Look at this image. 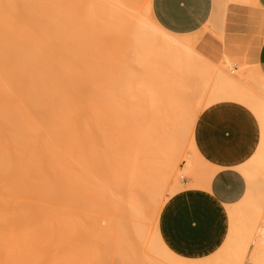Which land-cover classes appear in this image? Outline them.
Segmentation results:
<instances>
[{
    "label": "bare ground",
    "instance_id": "1",
    "mask_svg": "<svg viewBox=\"0 0 264 264\" xmlns=\"http://www.w3.org/2000/svg\"><path fill=\"white\" fill-rule=\"evenodd\" d=\"M125 1L112 0V2H108L109 5L112 3V16H114V19L118 20L120 24V21L124 20L130 24L128 28L130 26V29L132 28V39H128L130 44L125 43L127 50L128 47L133 48L130 51L131 55L119 54V56L114 52V48L120 46L123 40H118L119 37H117L118 39L113 38V31V37H111L106 28L108 22L104 21V0L102 1L103 3L100 0H0V264H70L76 257H85L86 259L87 255L90 256L92 254L97 257L102 253L98 249L95 250L98 255H95L93 251L97 247L92 251L89 245L85 247V244L83 245L81 241L77 242L78 244H75L76 241L71 242L74 233H77V237L80 236L81 239L84 237L81 236L83 235L82 231H80V235L78 234L82 223L86 219L83 218L84 220L79 224L78 221H75L77 218L74 219L72 217L75 216L74 210L77 206L75 203L81 200L80 197H82V200L86 199L83 200V204L80 201V204H78L79 208L83 209V206L80 207L81 205L94 203L92 199L90 200L91 194L88 193L92 192L94 196L96 193L91 190L92 187L89 189L90 184H88L87 188L90 191L86 189V192H88L86 195L84 194L82 185L86 182L82 181L84 184L81 185L80 175L82 176V174L87 173L86 170L96 166L94 165L96 162L90 163L89 161L98 160L97 164L101 165L100 154L97 155L91 152L92 154L89 156L92 157L94 155L95 157H92L93 160L88 157L90 159L87 161L92 165L88 169L81 170L80 164L82 165L83 163L77 161V165H75L74 156L78 157V147L80 145L83 147L80 148V151L85 150L88 147L85 146L89 145V143L90 149H92L90 142L92 140L88 139L90 138V135H88L90 132L88 131L98 132L100 131L99 129L103 130L106 127V114L112 112V108L118 101L120 103H130V105L133 102L135 103L133 98L128 96L129 91L133 90L131 86L134 84L132 83L129 86L132 77H130L131 79L128 78L129 81L124 79L122 75L123 71L126 73L124 65H128L129 69L128 67L127 69L131 70L132 62L140 60L139 62L142 63L143 58L147 55L149 45L154 43V41H151V36L143 31V27L141 28L142 31L139 29L141 25L140 16L135 12V7H131V0L127 1L130 4L125 3ZM137 1L139 2V0ZM109 7L112 13V7ZM128 7L132 8V10L128 9ZM108 17L111 18L109 13ZM103 21L106 26H104ZM112 23L115 24L114 22ZM119 27L121 26L119 25ZM123 34L125 33L123 32ZM152 46L155 45L153 44ZM105 50L112 52L113 55L108 56V53L105 52L107 53L105 54L107 59H103L102 54ZM165 54L163 53V55ZM122 56L130 57H126V59ZM180 56L185 57L184 54ZM187 57L189 58L190 56ZM199 57V60L203 59ZM120 59L123 60L121 61ZM130 60L133 61L131 62ZM156 60L159 59L157 58ZM123 61L125 64L122 65ZM128 62H130V65ZM122 66H124V70ZM258 74L264 80L260 69ZM220 76V85L211 93L210 102L205 107L206 111L218 105L229 104L216 103L217 100L245 97V92L240 91L235 86L232 76L227 73H221ZM142 83L141 86L143 87ZM81 85L85 86L88 91L86 96L83 95L84 97L77 92L78 87L80 88ZM165 85H160L162 86L160 90H153L156 94L154 96L149 84H146L144 88L149 87V89L147 88L148 90L145 89L144 91L141 87L143 91L140 94L145 96L141 95L140 100H138L140 103L144 102L145 104H142L145 107L146 102H157L160 97L166 98V95L171 90L162 91L165 89H162ZM95 86L107 90L106 97L102 96V93L96 90ZM138 87L140 88V86ZM139 91L141 92V90ZM136 92L138 93V90ZM165 98L163 100H167ZM146 106L148 107L149 104L147 103ZM239 107L245 109L253 117L257 127V137L251 151L233 165L244 174L246 180L254 181L259 176L264 177V105H253L248 108L255 115L245 106ZM115 108L117 110L116 106ZM160 108H162L161 105L158 107L159 111ZM159 113L161 114V112ZM159 113L157 112L158 115H160ZM164 115L165 117L169 116ZM161 120H164V118ZM162 123H160V127ZM163 124L165 128L168 127L165 122ZM87 128H90V130ZM85 129H87L88 133ZM79 130H83L84 135L89 137L84 138L81 131L80 136H82L84 143L80 142V145L78 144L79 146H77V142L82 139L80 140L78 132L76 135L73 133ZM71 134L75 136L73 137ZM91 135H93V139L94 137L97 139V135L94 136V133ZM102 139L99 138V140L94 142H99ZM72 149L74 150L73 152ZM90 149L88 147L87 151L90 152ZM85 151L81 153L84 154L83 158L88 154ZM83 158L82 156L78 157L79 160L82 159L80 160L81 162H84ZM72 162H74L76 167H79L75 168L74 165L72 166ZM234 166L232 167L236 168ZM72 168L77 170L80 168L82 174L76 173L78 174V177L75 175L76 178L74 176L75 171ZM98 171L100 172V169ZM89 173L90 171L85 175H91ZM86 178L91 177L88 176ZM179 186L178 188H182ZM96 195L99 196L98 194ZM26 196L32 199L41 198L46 203L43 204L38 201L35 203L33 201L34 205L32 200L28 199L32 204L23 205L20 200ZM258 197L260 200L257 199ZM262 197L257 195L256 199L254 198L255 200H253L252 197L246 196L232 206L225 204L229 233L224 246L226 247L225 252L229 256L220 257L221 254L219 253V257L214 259L210 257L209 263L222 264V262H226V264H233L234 261L240 258V253L248 248L244 245H248L251 259L254 257L253 259L258 261H256L257 263L262 262L264 264V240L262 239L264 199ZM57 200L63 206L60 204L61 207L56 206L58 205L55 204L58 202ZM96 204L94 203L93 205ZM70 205L75 206L74 210L71 208L73 213L71 210L69 212ZM82 217L84 216L82 215ZM82 217H79L78 220ZM92 221L96 223V219ZM84 224L82 227H84ZM85 229L86 225L83 230ZM96 231L98 230L96 229ZM74 240H78V238ZM84 241L82 240V242ZM159 242L167 255L166 258L174 264H188L191 260L196 262H193L194 264H204L201 262L202 260L196 261L194 257H187V255L191 254L177 250L170 242L163 241V237L159 238ZM81 245L84 247H81ZM113 248L114 245L111 249L113 250ZM100 257H102V254ZM258 258L263 259L259 261ZM78 260V262L76 260L74 262L83 263V260ZM95 260L97 261V259ZM88 261L91 260L89 259ZM127 261L129 262V260ZM192 261L191 264H193ZM251 261L256 263L254 260ZM100 262L99 264L102 263ZM236 264L239 263L237 262Z\"/></svg>",
    "mask_w": 264,
    "mask_h": 264
},
{
    "label": "rangeland",
    "instance_id": "2",
    "mask_svg": "<svg viewBox=\"0 0 264 264\" xmlns=\"http://www.w3.org/2000/svg\"><path fill=\"white\" fill-rule=\"evenodd\" d=\"M100 1L102 2L103 0ZM104 1H105L104 3L102 2L105 13L104 21L106 23L108 22L107 24L108 26H106L104 21L103 24L104 26H106L111 37H113L114 34L113 38L118 39L117 37H119L118 40L124 41V43L123 41L122 42L120 41L121 45L118 46L117 48H114V52L116 53V55L119 54L131 55L130 51L133 48L128 47L127 50V45H126L127 43L130 44L128 39L129 38L132 39L131 37L132 28L130 29L131 26L128 28L130 24H128L124 20L120 21L123 26L119 23L118 20L116 21V19H114V16H112L113 15L112 3L111 5H109L108 3V2H112V0L109 1L104 0ZM127 1L129 0H126L125 3L130 4V2ZM136 1L133 2L131 0V7H135L134 8V10H136L135 12L140 16L139 19L141 21L142 26L140 25V27L139 26L138 27L139 29L143 27L144 28L143 31L146 32L149 36H151V41H154V43L151 42L152 44L149 45V49H147L148 50L147 55L143 58L145 61L143 60L141 63L139 62L140 60L134 62H132L133 60L132 61L130 60L132 62L130 66L131 70H128L129 66L126 65L124 61L122 62V65L125 64L124 66L126 70V73L124 71L122 72L124 79H128V78L131 79L130 77H132L131 82H129L130 83L129 86H131L133 83L134 85L131 86V89L133 88V90L129 91L128 96L133 98V101H135V103L133 102L131 104L132 105L131 107L130 103L129 104L124 102L120 103L118 101L119 104L117 102V104L114 105V108H112V112H110L111 114L110 113L106 114L105 116L106 127H104L103 130L99 129L102 132L98 131V129H96L98 132H94V131L92 132V130L88 131L90 132V134H88L90 135V138H88L89 140H92L94 142L95 140H99V138L101 139L103 138L102 139L103 141L102 140H100L99 142L96 141V143L90 141L92 149H90L89 146L90 143L89 145L87 144L85 146V147L88 146L90 149L89 150L90 152H88L87 151L88 147L85 148V150L88 152V154L84 157L86 160L83 158L84 154H81L85 150L80 151V148L82 147L80 145V142L84 143L83 138H81L82 136H80L81 135L80 132L82 131V135H84L85 133L83 132V130H79L76 131V133H73L76 135L78 132L79 134L78 136H80V140L82 139L81 141H78L77 144L74 143L75 141L73 143L76 144L77 146L80 145L78 147L80 153L78 151L77 156L78 157L82 156L84 160V162H81L80 160L82 159L79 160L78 157L74 156L75 165H77L76 164L77 161L79 163H83L84 166L83 164L82 165L80 164L81 170H83V169H88L89 166L92 165V164L90 165L91 162L92 163L96 162V164H94L96 166L93 167L94 169L89 168L88 170H86L87 173L90 171L89 174H91L87 176L85 175L87 173L82 174L80 172V168H78L79 170L75 169L79 166L76 167L74 165V162H72V166L74 165L75 167L72 168L75 171L74 176L76 175L78 177V174H82V176L83 175L85 176L82 177L80 175V178L82 179V180L80 179L81 185L84 184L85 182L87 183L82 185L84 194L86 195L88 192V191L86 192V189L89 190L92 187L91 190H94L96 192L95 196L94 193L92 195V192L88 194H91L90 200L92 199L93 202L97 204L96 205H93L94 203L93 204L90 203L89 205L84 204L80 206V207L83 206V209L79 208L78 205L80 204L79 201L82 202L81 204H83L84 202L83 200H86V199L82 200V197H80L81 200H79L78 203L74 202L78 207L72 206L75 204L71 203L72 205H70L69 212L71 208L73 210L74 207L76 208L74 210L75 216H72L74 219L77 218L75 219V221H78V223L81 224L82 221L86 218L82 223L78 234L80 235V231H82L83 235L81 236L84 237H82L81 239L80 236L77 237V233H74L72 235L73 239L71 238L72 239L71 242L76 241L75 244H78L81 241L83 245L85 244L84 245L85 247L89 245L92 251L94 248L97 247V249H94L93 251L95 255L97 254L95 253V250L99 249L98 251L102 252L101 253L102 257H100L101 254H99V256L97 257L93 256L92 254L90 256L87 255L86 259L85 257L84 258L76 257V259L73 258L74 256L72 257L76 261L78 259H80V261L83 260L82 264H87L88 262L89 264H95V263L99 264L100 261L102 262V263L100 262L101 264H174L166 258L167 255L165 254L163 246L159 242V238L163 237V241L169 243L163 228V216L166 208L175 198L192 191H207V182L205 181H208L210 175L212 176V174H214V173H209L208 167L204 163V159H202L201 154L204 155L205 153L200 147L197 136V130L199 123H201L203 117L205 116V112H206L205 107L210 102L211 93L214 90H216L220 85V81H221L220 74L227 73L230 76H232L235 81V86L240 91L245 92L244 95L245 97L237 98V99L232 98L225 100H217L216 103L237 104L239 106H245L247 109L253 105L255 106L264 105V80L258 74L259 68L257 66V62L255 58L236 59L230 57L227 54L219 55L211 47V45L207 43V41H205L204 33L209 31V29L208 30L206 29L205 32L201 31L196 34H188V35L171 34L165 31L163 28H161L154 19L151 10L152 0H139V2ZM248 1L264 9V0H248ZM132 4H134L135 6L134 5L132 6ZM109 6L112 7V13L110 11ZM129 8L130 7H128V9ZM130 10H132V8H130ZM108 13L111 18L108 17ZM112 22H114L115 24H113ZM109 23L112 27L109 25ZM119 25L121 27H119ZM113 26H116L118 29L116 27L113 28ZM123 32L125 34H123ZM153 44L156 47L152 46ZM161 45L165 48H163ZM186 48L189 50H187ZM187 51L189 52L187 53ZM105 52L108 53V56L113 55L112 52L105 50L104 53L102 54V56L104 57L103 59H107V55L105 56V54L107 53ZM161 52H163L164 54L166 53L165 54L166 56L163 55V53ZM157 53L159 54L157 55ZM182 54H184V56L185 54H187L186 56H190L192 57V59H190V57L186 58V56L185 57L180 56ZM178 56L180 57L178 58ZM199 56L203 58L202 59L203 61L198 59ZM122 57L126 58L130 56H122ZM157 58L159 60H156ZM164 58H166L165 61H163ZM121 61L119 62L121 63ZM128 64L130 65V62H128ZM124 66H122L123 70H124ZM141 83L143 87L141 86ZM146 84L147 85L149 84V87L152 90V92L153 90L155 91H157L158 89L160 90V87H162L160 85H165L169 87L167 88L164 86L162 88V89L164 88L166 89V90L165 89L162 90L165 92L171 90L168 92L169 95L166 93L168 95V96L166 95L167 100H163L165 97L164 98L160 97V99H162L161 101L160 99H158L157 102L156 101L150 103L146 102V105L147 103L149 104L148 106L149 108L146 105L144 107L143 104L145 103L144 102L140 103L139 100L141 95L145 96L143 94H140L142 93L143 89L144 91L145 89L146 90L149 89V87H147L148 89L144 88ZM138 86H140V88ZM95 87L94 88L96 90L102 93V96L106 97V94L108 93L107 90L105 89L103 90V88L98 86ZM137 90L138 93L136 92ZM139 90H141V92ZM77 92H79V94H81V96L84 97L87 95L88 91L87 88H85V86L81 85L80 88L78 87ZM170 92L172 93L174 92V93L172 94ZM152 94L156 96L154 92ZM152 94L151 96H153ZM160 105L163 109L160 108L159 111L158 107H160ZM115 106L117 107V110ZM162 111L164 112L162 113ZM249 111L253 115H255V113H253L251 110ZM157 112L158 113L161 112V114L159 113L160 115H158ZM154 114L155 116H153ZM164 114L169 116L165 117ZM153 117L155 120L153 119ZM162 118H164L165 121L161 120ZM112 121L113 123H111ZM162 122L163 123L165 122L168 125V127L165 128V125ZM120 123L122 124L120 125ZM160 123H162L161 127H160ZM137 127H139V129H137ZM87 129L90 130V128ZM87 129H85V131ZM93 133L94 136L97 135L96 136L97 139L95 137L93 139L92 137L93 135H91ZM75 135L72 136L74 137ZM88 135H84L83 137L85 138ZM92 144L95 146H93ZM73 151L74 150L72 149V152ZM199 151L201 154L199 153ZM91 152L97 155L100 154L99 157L101 159L100 158L99 159L101 160L100 162L101 165L97 164L98 162L97 158H95L97 161H89L90 163H88L87 160H89L90 158L92 159V157H95L94 155L90 157L91 156L90 154H92ZM196 152L198 155L196 154ZM88 157L90 158L88 159ZM98 169H100V172L99 171L97 172ZM214 171L215 169H213L212 172ZM88 176L91 178H86ZM84 178L85 180H83ZM82 181L84 183H82ZM88 184H90L89 189L87 188L89 186ZM178 185H180L179 187L182 188H178ZM247 185L248 188L244 197L250 196V198L252 197L253 200H255L257 195L258 196L260 195L263 196L262 199H264L263 176L257 177L254 181L247 180ZM96 194H98L99 196H97ZM92 196H94L95 199H93L94 197L92 198ZM28 199L32 200V202L34 201L35 203L36 201L43 204L46 203L41 198L32 199L27 196L21 199L20 203L23 205L26 204V206L32 204L30 201H28ZM257 199H259V197ZM58 202L55 203L58 204L56 206L59 207L63 206L61 202L60 203ZM223 211L225 215V230L219 243L213 249L205 253L191 254V255H187V257H194V260L196 261L202 260L201 261L202 263L208 264L211 258L214 259L215 257H219L220 254H221L220 257L229 256L228 254H226L225 252L226 247L224 246V243L227 239V235L229 233L228 232L229 223L227 220L228 215L225 205H223ZM82 215L84 217H82ZM79 217L82 218L78 220ZM93 219H96L97 224L92 221ZM83 224L84 227L86 225L85 230H83L84 229V227H82ZM96 229L101 233L96 231ZM77 238L79 241L74 240ZM82 240L85 241L82 242ZM113 245L114 248L112 250L111 248L113 247ZM84 246L81 245V247ZM244 246L248 248L244 252L240 253V258L236 260L239 264H263L262 262L257 263L258 261L256 260L257 261L256 262L255 259H253L254 257L251 259L249 246L248 245H244ZM94 257L95 259H97V261L94 259ZM89 259L91 261H88ZM258 259L259 261H262L263 258L262 259L258 258ZM74 260L71 261L70 264H81V262L76 263V261L74 262ZM127 260H129L130 263ZM251 260H254L256 263H254ZM191 261L188 262V264L189 263L191 264ZM236 261H234L233 264H236L237 263ZM193 262L195 261H192V263ZM222 264H226V262L225 263L222 262Z\"/></svg>",
    "mask_w": 264,
    "mask_h": 264
},
{
    "label": "crops",
    "instance_id": "3",
    "mask_svg": "<svg viewBox=\"0 0 264 264\" xmlns=\"http://www.w3.org/2000/svg\"><path fill=\"white\" fill-rule=\"evenodd\" d=\"M151 10L158 25L174 35L209 29L204 33L205 41L219 55L255 58L264 77L262 7L248 0H152ZM197 136L210 160L201 154L202 159L209 173H214L205 181L207 191H192L175 198L163 216L168 241L187 254L205 253L221 240L225 230L223 205L240 201L248 188L246 177L233 164L251 151L257 127L242 107L222 104L205 112Z\"/></svg>",
    "mask_w": 264,
    "mask_h": 264
},
{
    "label": "built area",
    "instance_id": "4",
    "mask_svg": "<svg viewBox=\"0 0 264 264\" xmlns=\"http://www.w3.org/2000/svg\"><path fill=\"white\" fill-rule=\"evenodd\" d=\"M262 239L264 240V228H263V231H262Z\"/></svg>",
    "mask_w": 264,
    "mask_h": 264
}]
</instances>
